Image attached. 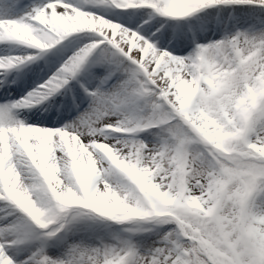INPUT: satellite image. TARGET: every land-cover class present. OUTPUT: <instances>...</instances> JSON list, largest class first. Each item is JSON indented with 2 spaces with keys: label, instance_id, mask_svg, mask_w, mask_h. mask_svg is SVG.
Listing matches in <instances>:
<instances>
[{
  "label": "snow or ice",
  "instance_id": "obj_1",
  "mask_svg": "<svg viewBox=\"0 0 264 264\" xmlns=\"http://www.w3.org/2000/svg\"><path fill=\"white\" fill-rule=\"evenodd\" d=\"M0 45L47 77L0 103V264H264V0H0Z\"/></svg>",
  "mask_w": 264,
  "mask_h": 264
},
{
  "label": "bare ground",
  "instance_id": "obj_2",
  "mask_svg": "<svg viewBox=\"0 0 264 264\" xmlns=\"http://www.w3.org/2000/svg\"><path fill=\"white\" fill-rule=\"evenodd\" d=\"M208 13V9L207 10H204V11H202V12H200L198 15H197V17H194V19H196V20H198V21H200L202 18L200 17V15H206ZM202 15V16H203ZM200 18V19H199ZM205 26H206V24H205V22H203L202 24H200V28L202 27L203 29H205ZM204 36H206V37H211V35L213 34V33H211V32H206V30L204 31ZM5 54V46H3V45H0V55H4ZM11 54H14V55H20V54H22L21 53V51L20 50H15V51H13ZM36 63H42V62H35V63H32V64H30V65H28L27 67H25L22 71L24 72V74L26 73L27 75H23V80L21 81V83H23V90L22 91H10V94L13 96V95H15L16 93H18V92H20L21 94L20 95H23L24 94V92H26V91H28V90H30L32 87H35L36 86V84L37 83H35L36 81H38L39 79H41V78H39V77H42V78H44V79H46L47 77L46 76H43V73H40L39 74V77H37V76H34L33 74H32V72L30 71V69H34L35 67H36ZM13 75H15V73H13ZM27 77H32V80H33V83H32V85H26L27 83H25L26 81H28V79H27ZM11 76H9V80H11ZM83 82V81H82ZM28 86V87H27ZM8 87H10L11 89H16L17 88V84H11V85H9ZM77 89H78V85H77ZM8 93V92H7ZM6 92H5V89H3L2 90V92H1V98L2 97H6L5 95L7 94ZM81 95H82V93H81ZM65 104H68L65 100L63 101ZM60 103V102H59ZM69 105V104H68ZM32 112H36L37 111V109H32L31 110ZM30 114V113H29Z\"/></svg>",
  "mask_w": 264,
  "mask_h": 264
},
{
  "label": "rangeland",
  "instance_id": "obj_3",
  "mask_svg": "<svg viewBox=\"0 0 264 264\" xmlns=\"http://www.w3.org/2000/svg\"><path fill=\"white\" fill-rule=\"evenodd\" d=\"M202 15H200V17L202 18L200 21H198V20L194 19V17H192V18H186L184 21H181V23L189 24V25L193 26V28H200V24L205 22V24H206V26H205L206 32L213 33L211 35L212 39L218 38V36L220 35L219 26H220L221 21H223L224 16H218V10L215 9V8L208 9V13L206 15H203V16ZM224 15H226V13ZM231 25H232V22L229 21L228 22L229 30H231ZM236 27H241V25L237 24ZM41 82H42V79H40L38 81V84L41 83ZM6 98L7 97L0 98V103H2L3 100L6 99Z\"/></svg>",
  "mask_w": 264,
  "mask_h": 264
}]
</instances>
